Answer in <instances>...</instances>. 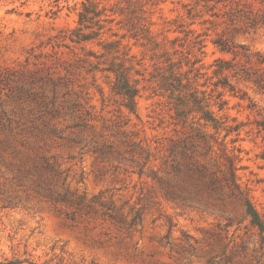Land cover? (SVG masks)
I'll list each match as a JSON object with an SVG mask.
<instances>
[{
    "label": "rangeland",
    "instance_id": "1",
    "mask_svg": "<svg viewBox=\"0 0 264 264\" xmlns=\"http://www.w3.org/2000/svg\"><path fill=\"white\" fill-rule=\"evenodd\" d=\"M85 1L0 0V111L6 112L0 129L6 126L12 137L0 149V264H264V241L239 204L206 210L178 205L150 178L130 174L126 162L95 152L104 138L125 150L117 126L127 117L137 139L152 148L183 129L175 125L161 82L171 62L181 73L189 70L175 53L180 42L173 40L183 34L174 30L196 1L96 0L100 39L73 44L68 38L79 28ZM209 27L194 26L202 34ZM208 33L197 67L199 89L210 91L216 81L211 65L222 54ZM238 41L264 52V29ZM115 42L119 46L110 50ZM118 63L140 89L138 118L113 92L108 70ZM242 89L264 115V97ZM226 99L230 106L221 115L248 124L229 145L241 149L239 182L264 214V137L255 124L262 118L245 109L248 101ZM37 155L57 162L59 174L40 178ZM48 190L84 197L83 207L52 200Z\"/></svg>",
    "mask_w": 264,
    "mask_h": 264
},
{
    "label": "trees",
    "instance_id": "2",
    "mask_svg": "<svg viewBox=\"0 0 264 264\" xmlns=\"http://www.w3.org/2000/svg\"><path fill=\"white\" fill-rule=\"evenodd\" d=\"M95 1L82 3L78 13L79 28L72 31L68 38L71 43L82 45L100 39V30L104 27L100 26L98 18L102 13L95 10ZM195 1L194 6H186L185 21L174 30L183 37L173 40L174 43L180 42V50L175 53L181 54L189 70L181 73V65L171 62L170 75L161 82V88L169 92L172 101L175 125L183 129L175 130L173 137L155 142L157 146L152 148L148 142L137 139L138 134L130 130L131 119L125 115L127 119H121L117 126L125 150L118 149L113 141L104 138L102 142H96L95 152L105 159L126 162V170L130 174L138 175L140 179L145 176L150 178L164 198L178 205L206 210L239 204L244 219L257 229L264 241V214L254 205L250 190L243 188L239 182L241 149L229 146L240 140L241 132L248 124L239 122L236 117L221 115L230 106L227 94L231 98L248 101L245 109L262 118L255 120V124L257 134L264 137V115L248 92L242 89L247 86L264 97V52L252 51L238 41L242 35L264 29V0ZM208 25L211 27L206 28L203 34L194 28ZM209 31L214 33L211 43L222 54L211 65L216 81L210 91L199 89L198 79L202 73L197 67L202 63L198 54H206ZM114 46H119V42L108 44L110 50ZM108 71L114 74L113 92L121 98L122 107L129 116L138 118L140 89L137 82L131 80L123 63L113 64ZM51 80L53 93L57 94L58 81L54 77ZM5 113L0 111V125ZM5 127L3 125L0 129L3 131L0 149L8 148L12 140L5 135ZM92 128L94 125L90 124ZM124 153L128 154L127 158ZM50 159L43 155L35 157V161L39 160L35 166L40 178L45 174H59L57 162ZM48 197L78 207H83L85 200L84 197H70L53 190H48Z\"/></svg>",
    "mask_w": 264,
    "mask_h": 264
}]
</instances>
